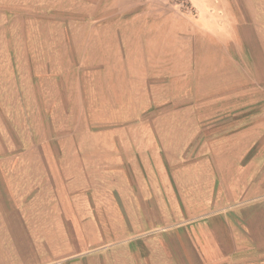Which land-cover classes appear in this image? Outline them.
<instances>
[{"label": "crops", "instance_id": "0c3cea01", "mask_svg": "<svg viewBox=\"0 0 264 264\" xmlns=\"http://www.w3.org/2000/svg\"><path fill=\"white\" fill-rule=\"evenodd\" d=\"M191 1L229 18L223 56L239 70L223 89L191 86L168 116L155 99L167 96V52L150 51L158 38L167 48L166 30L129 26L143 51L121 56L127 8L0 0V264L121 246L152 264H264V72L247 71L264 66V37L245 33L264 32V0ZM202 74L214 81L213 63ZM202 135L206 150L190 156Z\"/></svg>", "mask_w": 264, "mask_h": 264}, {"label": "rangeland", "instance_id": "374dc122", "mask_svg": "<svg viewBox=\"0 0 264 264\" xmlns=\"http://www.w3.org/2000/svg\"><path fill=\"white\" fill-rule=\"evenodd\" d=\"M111 4H116L114 9L127 8V11L122 14L115 24L120 26V40L121 47L119 49V55H138L137 49L131 43L133 37L136 35V29L129 28V26H143L150 25L155 26L151 35L159 36V28L166 30L167 33V48L159 47L160 39L154 40L152 45L155 47L151 49L153 56L163 55L167 52L168 58V70L169 81L168 90L166 92V98H164L163 91L160 95L159 92L155 96V99L161 98L162 102L167 105L168 116L173 115V109L181 104H190L191 86H200L201 93H206L209 85L214 86L216 89H223L224 86H229L235 82L224 80L223 78H230L232 74L239 70L238 64H233L232 58H224L223 42H230L236 40L235 27L229 23V18L224 17H201L198 11L200 10L191 0H108ZM109 4V3H107ZM110 8V7H109ZM198 10V11H197ZM78 19L72 17V20ZM98 20L105 18H97ZM248 37L258 36L264 37V32L255 34L245 32ZM164 32L162 31V36ZM105 35V34H104ZM134 41V40H133ZM264 42V41H261ZM238 50V49H237ZM212 58V59H211ZM254 58L255 61H259V58ZM192 59L195 62H199L200 68V80H191L189 71L192 68ZM208 62L213 63L215 67L214 81L207 79V74L203 75L202 72L208 68ZM253 68L250 64L247 65V71L253 72L257 68V71L261 69L264 72V66L259 63L253 64ZM81 67V66H80ZM121 67H130L129 65ZM259 69V70H258ZM180 70V72H179ZM179 72V73H178ZM227 73L226 76L224 73ZM195 76V75H194ZM250 84H255L253 81H248V87H252ZM206 91V92H205ZM138 92V90H137ZM185 94V95H184ZM164 98V99H163ZM201 101L202 96H200ZM208 127L201 132H207ZM202 134V133H201ZM206 135L200 136L195 140V143L189 149V154L196 152L197 145L200 149L205 146L206 150ZM142 252V251H141ZM139 250H129L128 247H122L116 249V251L109 249L104 255L91 257L88 260H82L80 262H70L67 264H152L149 259H145L143 254ZM151 260V259H150Z\"/></svg>", "mask_w": 264, "mask_h": 264}]
</instances>
